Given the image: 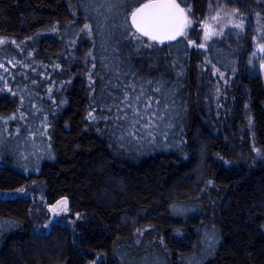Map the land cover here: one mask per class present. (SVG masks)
Segmentation results:
<instances>
[{
  "label": "trees",
  "instance_id": "trees-1",
  "mask_svg": "<svg viewBox=\"0 0 264 264\" xmlns=\"http://www.w3.org/2000/svg\"><path fill=\"white\" fill-rule=\"evenodd\" d=\"M144 1L0 0V33L18 42L0 45V264H264L261 77L241 46L213 40L208 58L234 85L206 99L211 78L183 36L132 38ZM177 1L197 14L207 2ZM231 1L264 16V0ZM34 189L68 200L46 232Z\"/></svg>",
  "mask_w": 264,
  "mask_h": 264
},
{
  "label": "rangeland",
  "instance_id": "rangeland-1",
  "mask_svg": "<svg viewBox=\"0 0 264 264\" xmlns=\"http://www.w3.org/2000/svg\"><path fill=\"white\" fill-rule=\"evenodd\" d=\"M184 8L191 9V12L188 13V18L192 20V24L186 29V35L183 37L187 41H192L190 46L196 50L198 56L202 60L200 70L205 73V76L209 75L211 78L210 87L206 88L204 91L206 99L211 98L214 103H217V99L224 87L233 84L234 77L226 75L210 62L206 53V46L213 40L233 42L234 44L237 43L238 46H241V48H243V56L248 59V65L251 66L250 71L254 74H258L264 84V68H261V64H264V51H261L259 48V45L264 44V16L258 2H248L247 4L238 6V4L231 0H207L202 14L195 13L189 6ZM233 10L238 11L234 12ZM217 15L219 16V19L213 20L212 17ZM241 22H243V28L234 27L235 24ZM205 23L217 33L216 35L211 36L207 41L204 39ZM229 30H235L240 33L241 38L240 36L231 38V36H228L227 34ZM226 34L227 36H225ZM0 39L6 41L4 44L11 43L14 46H18V42L6 34L0 33ZM200 44H205V47H198ZM231 45L233 44L231 43ZM238 82L239 81H237V83ZM247 120L250 124L249 116H247ZM255 151L258 160L264 162V150L255 148ZM10 195L11 193H5V195L0 196L8 197ZM27 195L33 199L34 202L32 207V221L36 231L46 232L50 228L51 222L62 219V214L64 212L56 215L50 210L56 202L53 204L43 202L41 195H39L35 189L28 192ZM64 219L67 220L66 218ZM71 223L73 224V222ZM46 225L47 227H45ZM148 227H150V225L135 228L129 239L130 242L137 241ZM126 243L127 242L123 240L122 244ZM101 259V256H97V258L90 264H100Z\"/></svg>",
  "mask_w": 264,
  "mask_h": 264
},
{
  "label": "snow or ice",
  "instance_id": "snow-or-ice-1",
  "mask_svg": "<svg viewBox=\"0 0 264 264\" xmlns=\"http://www.w3.org/2000/svg\"><path fill=\"white\" fill-rule=\"evenodd\" d=\"M103 2L107 5L109 10H111L113 8L121 6L123 0H103ZM181 2L184 3L186 2V0H181ZM233 11L236 12L238 10ZM190 12V8L185 9L181 7L180 3H177L176 0H155V2L142 4L140 7L133 10L130 14L132 27L135 28L136 33L138 34L133 35L132 38L135 40H140L141 37H148L151 41L163 43L164 41L176 40L177 37L185 36L186 29L189 28L192 24V20L188 18V13ZM212 19L217 20L219 19V16H214L212 17ZM243 26V22L234 25V27L237 28H243ZM84 27L85 29H87L89 25L86 24ZM204 27L205 41L210 39L211 36L217 34L210 28L208 24L205 23ZM5 42V40L0 39V45H3ZM189 43L191 44L192 41H189ZM147 46L151 47L152 45L149 44ZM198 47L203 48L205 47V44H200L198 45ZM259 48L261 51H264V44L259 45ZM0 67H2V65H0ZM261 68H264V64H261ZM5 71H7V69H5ZM141 95H143V93H141ZM136 99L138 100L139 97H137ZM125 100L128 101L127 94L125 95ZM128 106L129 108H133L131 102H129ZM145 108L150 109L151 105H145ZM138 115L139 109H133V122L131 123L130 127L134 131H129L126 133V135L135 137L139 134V129H137L139 120L135 119V117ZM152 115L155 116L156 114L153 113ZM89 118L94 119L91 113H89ZM121 119H127V116L121 117ZM140 119H143V116H141ZM249 122L251 123V120ZM143 127L145 130L151 129L153 127L152 122L149 121L145 123ZM146 134L148 136H151L152 132L147 131ZM208 183H211V181H209ZM19 191H23V189H20ZM0 195L5 194L0 193ZM50 210L53 211L56 215H59L61 212H67L69 210L68 200L66 198L58 200ZM45 227H47V225ZM0 230H2V225H0Z\"/></svg>",
  "mask_w": 264,
  "mask_h": 264
},
{
  "label": "water",
  "instance_id": "water-1",
  "mask_svg": "<svg viewBox=\"0 0 264 264\" xmlns=\"http://www.w3.org/2000/svg\"><path fill=\"white\" fill-rule=\"evenodd\" d=\"M150 2H155V0H146V1L142 2V3H140L139 5H137L133 10H135V9L138 8V7H140L142 4H146V3H150ZM176 2L179 3L177 0H176ZM180 6L183 7L181 4H180ZM183 8H184V7H183ZM133 10H131V12H132ZM131 12L129 13V16H128V22H129V24H130L131 27H132V24H131V18H130V14H131ZM132 28H133V27H132ZM133 30L136 32L135 28H133ZM145 38L149 39L148 37H145ZM178 38H180V37H177V39H178ZM177 39H176V40H177ZM176 40L164 41L163 43H171V42H174V41H176Z\"/></svg>",
  "mask_w": 264,
  "mask_h": 264
}]
</instances>
